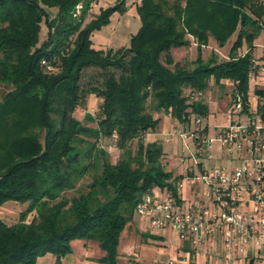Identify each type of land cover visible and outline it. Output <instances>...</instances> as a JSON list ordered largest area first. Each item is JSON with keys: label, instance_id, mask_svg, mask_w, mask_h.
Wrapping results in <instances>:
<instances>
[{"label": "trees", "instance_id": "obj_1", "mask_svg": "<svg viewBox=\"0 0 264 264\" xmlns=\"http://www.w3.org/2000/svg\"><path fill=\"white\" fill-rule=\"evenodd\" d=\"M93 2L0 0V83L10 87L0 97V205L27 203L15 223L0 219V264H35L48 253L58 264L75 239L98 241L100 260L116 264L119 232L144 195L159 188L179 202L182 177L164 168L160 143L144 139L158 126L153 114L168 112L182 123L206 116V105L191 94L211 78L233 81L248 114L252 42L264 28L258 0H139L140 26L128 46L106 50L93 48L91 35L125 12L126 0L86 21ZM234 33L227 58H202L210 37L223 47ZM189 36L197 57L186 67L171 50L188 45ZM89 68L101 79L82 86ZM88 94L100 99L97 115L84 114L95 126L73 115ZM102 138H114L115 162Z\"/></svg>", "mask_w": 264, "mask_h": 264}, {"label": "built area", "instance_id": "obj_2", "mask_svg": "<svg viewBox=\"0 0 264 264\" xmlns=\"http://www.w3.org/2000/svg\"><path fill=\"white\" fill-rule=\"evenodd\" d=\"M260 3L264 7V0ZM241 109L242 101L236 95L230 111L241 114ZM193 123L192 129L174 127L165 141L186 138L189 142L183 150L193 164H200V155L211 159L214 143L237 163L203 167L199 176L204 184L202 198L187 208L169 194L162 197L152 190L136 204L134 212L147 217L156 228L174 231L192 247L210 240L214 247L220 246L226 261L243 259L244 264H264V119L250 117L245 123H230L214 138L203 134L200 116H194ZM183 183L194 185V174L178 185ZM211 264L220 263L215 260Z\"/></svg>", "mask_w": 264, "mask_h": 264}, {"label": "crops", "instance_id": "obj_3", "mask_svg": "<svg viewBox=\"0 0 264 264\" xmlns=\"http://www.w3.org/2000/svg\"><path fill=\"white\" fill-rule=\"evenodd\" d=\"M260 2L261 0H258L259 4H261ZM109 5H112V2L104 6L100 5L96 13H98L101 8H105ZM135 6V15L132 16L131 19L128 20L127 18L129 14V11L127 10L123 13L114 12L110 16L109 23L107 25L102 26L100 30L93 32L91 35L92 47L97 50H106L108 48L118 49L121 47L128 46L130 37L138 30L140 26V20L136 13ZM129 9L130 8H128V10ZM261 16V18H263L264 20V13ZM230 38L228 39L224 47H218L214 39L210 37L208 44L200 48V54L202 58H227L228 49L231 45V42L233 41H229ZM189 40L190 43L188 45L190 50V59L188 65L191 66L192 62L197 57V47L192 37L189 36ZM252 44V58L254 70L250 73L248 81L247 100L249 103V108L248 114L245 115L246 121L250 117L256 119H264V29H260L259 31H257ZM186 46H183L182 50L185 51L184 48ZM246 50L247 46L246 44H243L242 48L239 49L238 54L243 55ZM181 58L182 57L176 60L173 57L175 62L187 64V62H184ZM186 91H188V89ZM233 92L234 82L230 79H220L216 83L214 79L211 78L208 82L207 88L204 91L193 92L191 94L192 98L202 100V102L207 107V114L206 116H203L206 119V124L202 126L204 118L201 117L200 125L205 136H208L207 133L209 128L211 127H214L216 129L217 125H221V127H218L215 131L216 133H218L223 126L228 125L230 123L239 122L238 120H236V122L232 120V116L235 114H232L230 111L231 104L234 98ZM219 113L223 117V121L221 124L217 123L216 116ZM155 114L158 115L159 123L155 130L147 132L145 134L144 139L146 141H157L158 143H160L162 139H164V137L166 138V136H164L162 133L170 132L174 127H177L179 123L182 126V129L194 128V115H191L189 117L188 123H182L176 118L172 117V115L168 112H155L153 116H155ZM241 114H238L237 116L240 117ZM163 142L171 144L173 154L172 159L175 162L174 165H177L178 167V171L176 173H174L171 169L166 170L172 172L174 176H181L182 178L179 180V182L183 181L186 176L194 174V164L192 163L191 159L186 158L188 160V164H185L186 160L181 162L179 159V138L172 137L167 142L164 139ZM211 150V153L213 152L214 156L216 155V157H211V159H208L210 161L212 160L210 165L213 166L215 164H222L233 166L237 163L236 160L232 159L229 154L225 153L220 148L218 143H214ZM181 152L182 154H186V152H184L183 150V147L181 148ZM161 161L165 168V165L168 163L169 160L164 150ZM198 166L201 170L204 167L203 162L201 160ZM198 182L199 181H196L194 185H187L185 183H183L181 186L177 185V195L179 198L178 203L182 208H187L194 202L202 198L204 186L202 184H199ZM153 192L159 194L162 197L168 195L166 190H161L159 188H154ZM138 225L141 226L142 223H140L139 221ZM172 233L173 232L171 230L167 229L166 237L169 239H167L168 242H171V240L173 241V238H171ZM148 240H151V243H148L147 240H144L142 237H139V244L142 245L140 251L130 256H117L118 263L116 264H168L170 261L171 264H211L215 260H218L220 264H232L234 262L233 260L226 261L223 257V253L220 246L214 247L210 240L205 241L199 246L192 247L187 242H184L180 239L179 243H175V245L171 246L170 255L166 257V260L164 261V258L163 260H160V257L164 254L167 240L165 239V237L162 236H158L155 237V239ZM70 245L71 252L66 256L62 257L58 264H104L100 260L104 256V251L100 248V246L96 245L91 240L75 239L70 242ZM35 264H57L56 257L53 254L48 253L44 256L38 257Z\"/></svg>", "mask_w": 264, "mask_h": 264}, {"label": "rangeland", "instance_id": "obj_4", "mask_svg": "<svg viewBox=\"0 0 264 264\" xmlns=\"http://www.w3.org/2000/svg\"><path fill=\"white\" fill-rule=\"evenodd\" d=\"M110 2H112V4H113V2H115V0L114 1L113 0H95V2H93L92 6H91V9L89 11V15H88L86 21H88L94 15L97 14L96 12L98 11L100 5L104 6L106 4H109ZM138 2H139V0H126V2H125L126 10L129 11V14L127 16L128 20L131 19L132 16L135 15L134 6ZM128 8H130V9L128 10ZM50 11L53 14L55 12V9H50ZM235 35L236 34L234 33L229 41L234 40ZM45 36H46V26L42 23L40 33H39V43L42 42V40H44ZM244 45H245V43H244ZM182 49H183V46L181 48L180 47L179 48L178 47L173 48L171 55L176 60L179 59L180 57H182L181 59L184 62L185 61L187 62V64L185 63L184 65L186 67H188L189 66L188 62L190 59V57H189L190 56L189 55L190 54L189 45L184 48L185 51ZM91 75H93L92 76L93 79L89 78ZM100 79H101V71L98 69H95V68H89L84 72V76L82 79V86H84L88 80H94V81L98 82V81H100ZM9 88H10L9 86L0 83V97ZM99 103H100V99L98 97H96L94 94H88L85 97V99L82 101V103L74 111V113H73L74 117H76L78 120H80L85 125L95 126V124L93 122H89V121H86L84 119V114L90 113L92 115H97ZM237 115L238 114H235L232 116L233 121L236 122V120H238L241 123L246 122V120H245L246 113L241 114L240 117H238ZM154 117L158 118V115L155 114ZM216 117H217V123L221 124L223 121L222 115L219 113ZM204 119L202 122V126H204L206 124L205 123L206 119L205 120ZM177 127L181 128L182 126L179 123ZM218 127H221V125H217V128ZM217 128L216 129L214 127L209 128L208 133H207L208 138H214L216 136L217 133L215 131L217 130ZM162 134L164 136H167L169 134V132L168 133L164 132ZM164 139H165V137H164ZM164 139H162V141L160 142V145H161L162 149L164 150V152H166L168 160H169L168 163L165 165V169H171L174 173H176L178 171V167H177V165H174L175 162L172 159L173 154H172L171 144L164 143L163 142ZM186 142H189L186 138H184V140L179 138V155L178 156L184 157L186 160L185 164H188V160L186 159L189 156L188 153L182 154V152H181V148L184 147ZM134 143L135 142H133V144ZM189 144L191 146V151H194L192 144L191 143H189ZM99 145L102 148H104L105 150H107V152L109 154V158L112 162H115L118 159L120 150L115 147L114 138H102L99 140ZM200 156H201L200 160L203 162L205 169L212 166V165H210L212 160L211 161L206 160L203 155H200ZM215 157H216V155L214 156V154L212 152V158H215ZM220 165H222V164H220ZM193 169H194L193 172H194V177H195L196 181H199L198 183L202 184L204 186L203 182L200 181V179H199L200 172H201L200 167L197 164H194ZM88 181H89V178L86 177L82 181L81 185L84 187L85 184L88 183ZM73 193L74 192H69L68 194H73ZM26 206H27V203L7 201V202L3 203L2 205H0V219L3 220L6 224H9V225L13 224L18 220L19 213L22 210H24L26 208ZM33 216H34V213L32 212L26 216L25 220L29 221ZM142 219H144V220H142ZM139 221H140V223H142L141 226L138 225ZM130 226H131V228H130ZM172 232L173 233L171 235V238H173V241L171 240V242H168L169 239L166 237L167 236V229H160V228H156V227L152 226L147 217H142V216L138 215L136 212H134L131 221L128 222L123 227V229L119 232L118 244H117V256H120V257H122L123 255L124 256H130V255L135 254L138 251H140V248L142 245L139 244V237H141V234H146V235H148V238L146 239L148 243H151V240H148V239H155V238H153V236L154 237L162 236V237H165L166 240L168 239L166 242V245H165L166 248H165L164 254L160 257V260H163V258H164V261H165L166 257H168L170 255L171 246L175 245V243H179V238L177 237V234L174 231H172ZM91 241L99 246L98 241L92 240V239H91ZM232 264H244V261H243V259H239L238 261H234Z\"/></svg>", "mask_w": 264, "mask_h": 264}]
</instances>
